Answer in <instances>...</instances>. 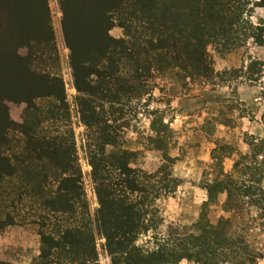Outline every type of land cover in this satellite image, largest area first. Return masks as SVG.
<instances>
[{
	"label": "trees",
	"instance_id": "1",
	"mask_svg": "<svg viewBox=\"0 0 264 264\" xmlns=\"http://www.w3.org/2000/svg\"><path fill=\"white\" fill-rule=\"evenodd\" d=\"M254 8L264 11V0L61 1L73 86L87 132L97 223L110 264H222L249 255L244 239L227 233V218L212 224L207 215L225 194L224 211L240 203L254 206L264 224V138L249 136L248 151L233 160L229 171L222 164L233 150L215 144L197 221L188 227L168 224L165 233L157 201L180 184L172 161L164 153L158 169L147 173L130 165L136 154L118 148L117 140L127 126L125 108L149 93L153 73L175 70L185 79L208 81L214 76L208 44L228 50L252 39L264 46V18L253 22ZM114 25L122 29L118 39L109 35ZM20 47L25 55L18 54ZM11 59L14 68L6 69ZM46 59L59 60L47 0H0V80L14 84L0 97V183L17 176L6 198L0 196V230L19 222L36 226L40 247L34 264H99L64 82L58 73L36 68ZM2 98L26 103L24 120L15 129L23 137L18 155L4 153L11 121ZM43 99L51 107L36 104ZM59 117L65 118L66 131L44 130ZM156 122L150 121L154 136L149 141L162 150L172 131L162 118ZM108 146L113 150L107 152ZM24 199L29 205L19 210Z\"/></svg>",
	"mask_w": 264,
	"mask_h": 264
},
{
	"label": "rangeland",
	"instance_id": "2",
	"mask_svg": "<svg viewBox=\"0 0 264 264\" xmlns=\"http://www.w3.org/2000/svg\"><path fill=\"white\" fill-rule=\"evenodd\" d=\"M61 1L47 0L59 60L54 63L46 59L44 63L36 64V68H48L63 79L69 105L68 123L73 130L86 201L94 218L99 264H110L109 255L104 247V238L97 223L98 203L91 178L87 132L81 119L78 94L73 86L69 50L62 30ZM252 14L253 22L258 18H264V11L260 8H254ZM31 20L33 24L36 22L34 19ZM37 22L40 25L39 21ZM38 24L36 23V26ZM109 35L118 39L122 36V29L114 25ZM206 50L214 70L213 78L208 81L185 79L181 74H176L175 70L153 73L146 88L149 93L132 99L125 108L127 126L119 133L117 140L118 148L136 154L130 165L147 173L158 169L163 162L164 153L172 161L173 175L179 178L180 184L172 195L157 201L163 218L160 229L164 233L168 224L188 227L197 221L200 204L205 199V191L201 185L203 181L212 177L210 152L215 144L227 145L233 150L231 156L224 158L222 164L223 169L229 171L233 160L239 154L248 151L246 142L249 141V136L264 138V46L247 39L241 45L228 50H219L213 44H208ZM18 54L25 55L26 49L20 47ZM251 62H255L256 65L249 66ZM5 64H8L6 69L9 65L10 68H14L15 62L11 59ZM0 81L3 82V85H0V97L13 91V82L7 83L5 79ZM2 103L11 121L4 153L8 156L18 155L23 146V137L15 129L16 125L22 124L24 120L26 103L4 98ZM36 104L44 109L51 107L50 102L45 99L37 100ZM151 112L156 113L150 115ZM161 118L171 129L172 137L167 139L168 145L165 147L164 144L163 149L159 150L149 141V137L154 136L150 121L153 120L154 125L158 126L156 121ZM64 120L65 118L59 117L58 120L46 124L44 130L53 132L59 129L60 133L64 132L66 131ZM111 150L113 148L108 146L107 152ZM16 182V175L5 178L0 183V196L6 198L5 192L13 185L16 186ZM262 186L264 188V178ZM225 200V194H220L216 204L210 207L207 218L212 224L220 217L227 218L229 220L227 233L232 237H242L250 252L244 258L240 256L243 258L242 261L238 258L236 262L228 261L222 264H264V224L259 217V211L254 206L244 203H240L238 209L224 211ZM14 202L17 203V200ZM28 205L29 201L24 199L17 207L21 210L22 206ZM13 227L21 231L18 241L22 243L20 245L22 259L17 264H31L30 256L33 255H30V252H34L37 240L39 241L38 228L21 222ZM144 239L142 237L138 243H142ZM34 262L35 260L32 264ZM180 264L187 262L183 261Z\"/></svg>",
	"mask_w": 264,
	"mask_h": 264
},
{
	"label": "crops",
	"instance_id": "3",
	"mask_svg": "<svg viewBox=\"0 0 264 264\" xmlns=\"http://www.w3.org/2000/svg\"><path fill=\"white\" fill-rule=\"evenodd\" d=\"M13 228L15 227L11 225V226H7L4 229L0 230V262H4L8 264H17V262L21 261L22 259L21 252H20L21 251L20 245L22 243L18 241V238L21 236V231L15 230ZM13 232L15 233L14 237H13V234H14ZM38 254H39V241L37 240V244H36L34 252H30V255H33V256H30L31 264L33 260H36Z\"/></svg>",
	"mask_w": 264,
	"mask_h": 264
}]
</instances>
